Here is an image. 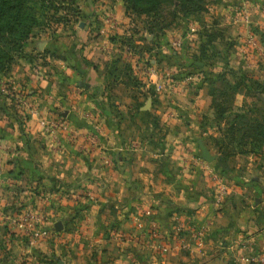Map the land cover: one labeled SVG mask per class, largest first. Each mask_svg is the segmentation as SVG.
Here are the masks:
<instances>
[{
  "label": "crops",
  "instance_id": "1",
  "mask_svg": "<svg viewBox=\"0 0 264 264\" xmlns=\"http://www.w3.org/2000/svg\"><path fill=\"white\" fill-rule=\"evenodd\" d=\"M76 1L85 21L24 42L31 57L16 58V119L7 127L0 119L5 126L1 207L12 212L42 206L51 231L47 240H30L26 252L39 247L48 258L59 250L71 257L76 250L69 253V248L98 241L121 254L137 242L142 246V239H165L173 230L180 239L189 231L202 233V242H194L210 256L217 245L224 256L233 249L260 253L264 144L258 153L234 152L218 160L209 127L211 95L198 84L202 79L185 70L203 64L192 60L191 34L181 25L162 28L156 38L140 29L142 38L133 41L141 48L136 55L124 41L129 31L120 3L108 27L95 23L108 13L97 9V0ZM217 10L223 22L236 20L239 33L250 32V44L256 45L254 29L261 27L256 16L262 12L244 20V9L237 15ZM252 53L245 54L250 66L256 63ZM198 66L202 77L206 67ZM59 121L67 129L55 125ZM201 143L215 155L211 162L201 155ZM212 169L223 180V193L213 184ZM16 226L1 224L0 241L14 243L16 235L10 234ZM199 248L190 245L191 251ZM2 262L16 264V254Z\"/></svg>",
  "mask_w": 264,
  "mask_h": 264
},
{
  "label": "rangeland",
  "instance_id": "2",
  "mask_svg": "<svg viewBox=\"0 0 264 264\" xmlns=\"http://www.w3.org/2000/svg\"><path fill=\"white\" fill-rule=\"evenodd\" d=\"M97 1V9H99L98 7L100 9H108V13L104 15V18H99L100 20L94 19V21L96 20V24L99 23L108 27L111 25L110 23L113 24L115 21L113 9H118L117 5L121 4L122 7L120 9H124L123 15L125 16V22H127L126 29L129 31V34L124 36V41L130 40V43L133 45L130 48L131 53L140 54V46L136 47L135 42L133 43V41L142 38L144 31L142 32L140 29L148 32V27H150L156 33L160 32L162 26L181 25L180 27L185 28V32H189L191 34L190 37L193 39V45L191 44L193 49H190L191 52L194 50L192 60L197 59L199 61L200 59L207 62L205 64L206 71H204L208 73L206 77L223 74L226 76V80L230 78L233 90L221 79H216V82L213 81L212 85L206 82L202 78L204 75H201L202 77L199 76V72L202 70L195 67V63H191V66H187L188 64L186 65L187 67L185 66V70L190 69L188 73L194 74L196 79H202L198 84L205 86L203 87L204 91H207V94L211 95L213 116L209 127L212 129L211 132L214 133L212 134L211 141H213L214 149L219 154V157L221 156L220 150H218L219 144L224 143L223 145L226 146V149H231L230 143H226L229 141V135H232L231 131H229V125L234 122L237 128L234 133L235 136L233 135L235 138L263 137L264 28L262 25H264V0H200L197 9H187L188 3L184 2L182 5L180 0H165L155 7V9H152L151 12L137 15L128 8V5L124 4L123 0ZM46 2V7L43 9L44 13L42 16L37 15L36 22L31 25L32 29L28 38L36 34L43 35V33L51 36L58 35V27L66 28L71 23H78V21L84 20L83 16L79 13V9L81 8L76 0H47ZM217 9H232V13L235 15L238 14L236 12H239V9H244L247 13V16L243 17L244 20L250 17L249 14L252 16V13H256L258 10L262 12L256 16V23L257 25H261V27H253L255 28L254 34L256 33L259 36L257 40L255 39L256 45L250 44L252 43L249 36L250 32L247 35L239 33V28L236 27L238 26L236 20L235 23L230 20L226 22H223L225 19L220 20L221 14H218L219 10ZM219 21L221 22L220 24ZM191 23H196L197 25L192 24L191 26ZM109 31L110 29L108 28L106 32L109 33ZM150 37L156 38L153 35ZM149 45L150 43L147 48L151 52L153 45ZM142 48L144 49V47ZM8 53L12 55L8 62L0 60V119H3L2 123H7L6 127L10 126V123L12 124L16 119V77L14 76L16 75V51L10 50ZM246 53L255 55L256 63L252 64L253 66L249 65L251 63L245 55ZM120 67H122V64H120ZM243 76L244 80H242L241 85L238 79ZM259 84L261 85L259 86ZM236 87L238 88L237 90L235 89ZM211 88H216L214 95L210 92ZM237 92L243 94L241 100L237 97ZM258 92L261 93L260 102L257 99ZM245 95L251 96L250 99H247ZM252 102H254L255 107H253ZM258 124L261 127L260 130L256 131ZM0 129L3 130L0 134L2 135L5 132V126L0 127ZM258 133L260 135H257ZM263 144L264 142L259 144L258 150L255 153H258L262 149ZM243 146L249 149L252 143L247 141ZM233 150L235 151L236 148ZM252 152L247 151L246 153L250 154ZM212 172L217 177V181L213 180V184H222L223 180L220 175L213 169ZM16 224L18 225V223ZM175 232L172 230L165 239L157 235H153L148 239H142V246L137 242V245L128 247L127 251H123L121 254H118L116 246H104L101 244L102 242L96 241L93 246L69 248V253L76 250V254H72L71 257L69 256L70 254H63L62 250H59L57 253H54V257L48 258V254L46 255L39 247L35 248V253L32 252V249L30 252H26L25 245L30 240L35 239H31L29 235L21 231L18 225L14 232L10 234L16 235L14 243H12V240L9 242H6V240L0 241V261H5L7 256H12L13 253L16 254V264H222L220 262L222 260L220 259L221 257H224L223 260L227 261L226 264H253L245 259H241L243 253L247 255L254 254L253 252H249L251 251L249 248L240 250L239 252L238 249H233L224 256L222 253L220 254L224 250L221 249L222 245H217L210 256L206 254L207 250L205 246H200L199 243L194 242H202V233L189 231L187 239H180ZM45 239L42 240L44 241ZM50 243L52 242L50 241ZM178 243L181 244V247ZM192 244L200 247L197 249L198 251L190 250V245ZM9 249L13 250L10 251ZM260 250H262L260 253L264 252V248H260ZM2 264H10V262H2Z\"/></svg>",
  "mask_w": 264,
  "mask_h": 264
},
{
  "label": "trees",
  "instance_id": "3",
  "mask_svg": "<svg viewBox=\"0 0 264 264\" xmlns=\"http://www.w3.org/2000/svg\"><path fill=\"white\" fill-rule=\"evenodd\" d=\"M46 1L47 0H0V60L8 62V60L12 56L8 53V51L10 50L16 51L17 59L20 57H24L25 59L31 57L27 52L23 51V45L30 35V30L32 29L31 25L36 22V16H42V14L44 13L43 9L44 7H46ZM164 1L165 0H123L124 4L128 5V8H130V10L135 13V15L147 14ZM180 1L182 2V5L184 4V2L188 3L187 9H197L199 7L198 2L200 0ZM164 27L168 26H162L161 29ZM148 32L153 33V36H157L158 33L152 31L150 27H148ZM127 43L130 44L131 47L133 46L130 43V40H127ZM199 61L203 62V64H201V66H198L196 62H194L195 66L203 68L205 67V64H207L206 61L200 59ZM204 71H206V69ZM206 74L208 73L203 72L204 80H206V82L210 83L211 85L213 84V81L216 82V79H221L225 82L226 85L230 86L231 90H233V84L230 82V78L226 80V76H224L223 74L220 76L206 77ZM243 78L244 76L238 79L239 84L241 85L242 80H244ZM249 80L253 81L252 79ZM260 85L261 84H259V86ZM235 89L237 90L238 88L236 87ZM214 91H216V88L210 89L212 95H214ZM235 124L236 123L234 122L229 125V131H231L232 135H229V141L226 143H230L231 149H226V146L223 145L224 143H221L218 146V150H220L221 154L220 158H218L219 161H221L224 157L232 156L234 152L244 153L247 151H253L255 153L258 150L259 144L261 142H264V135H262L263 137H258L257 135H260L259 133L256 135L257 137L252 136L250 138L244 139L235 138L234 133L237 129ZM260 127L261 125L258 124L256 127V131L260 130ZM247 141L252 143V146L249 149H247L246 146H243ZM234 148H236L235 151L233 150Z\"/></svg>",
  "mask_w": 264,
  "mask_h": 264
},
{
  "label": "built area",
  "instance_id": "4",
  "mask_svg": "<svg viewBox=\"0 0 264 264\" xmlns=\"http://www.w3.org/2000/svg\"><path fill=\"white\" fill-rule=\"evenodd\" d=\"M56 124L59 127L67 129L63 121H59L58 123H55V125ZM209 173L211 179L217 181V177L212 170H209ZM219 189L220 193H223L225 191V186L219 184ZM41 199L45 200L44 197H41ZM1 205L0 202V225L7 223L15 227L16 223H18L21 231L26 235H29L31 239H44L51 235V231H49L48 227L44 225L46 212L42 209V206L35 209L24 206L22 209H15L12 212H7L1 207ZM241 259H245L253 264H264V252H261L260 254L254 253L252 255L244 254L241 255Z\"/></svg>",
  "mask_w": 264,
  "mask_h": 264
},
{
  "label": "water",
  "instance_id": "5",
  "mask_svg": "<svg viewBox=\"0 0 264 264\" xmlns=\"http://www.w3.org/2000/svg\"><path fill=\"white\" fill-rule=\"evenodd\" d=\"M262 98H263V101H264V97H262ZM201 155H203L204 159H206L207 162H211V160L213 158H215V155L210 154V152L208 151L206 146L204 144H202V143H201ZM55 227L56 228L60 227V222L59 221L55 224Z\"/></svg>",
  "mask_w": 264,
  "mask_h": 264
}]
</instances>
